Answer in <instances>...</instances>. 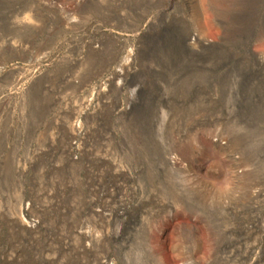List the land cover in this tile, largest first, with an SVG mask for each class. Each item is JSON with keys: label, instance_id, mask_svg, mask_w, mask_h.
<instances>
[{"label": "rangeland", "instance_id": "rangeland-1", "mask_svg": "<svg viewBox=\"0 0 264 264\" xmlns=\"http://www.w3.org/2000/svg\"><path fill=\"white\" fill-rule=\"evenodd\" d=\"M199 8L0 0V264H264V0Z\"/></svg>", "mask_w": 264, "mask_h": 264}, {"label": "bare ground", "instance_id": "bare-ground-1", "mask_svg": "<svg viewBox=\"0 0 264 264\" xmlns=\"http://www.w3.org/2000/svg\"><path fill=\"white\" fill-rule=\"evenodd\" d=\"M201 1L202 0H194V6H197L198 7V10L201 8H199V6H201ZM202 9V8H201ZM197 10V11H198ZM202 14V13H201ZM24 19V18H23ZM21 25L20 26H23V28H28V27H26V25H25V20L24 21H22L21 20ZM207 42V40L205 39V38H203V40H202V43H206ZM131 57H132V55L131 54H129V56H127L126 57V59L124 60V62H129L130 60H131ZM20 210H23V209H20ZM20 224H22V225H24V221L23 220H21V222H20ZM29 225H26V227H28ZM71 245V244H70ZM63 247H65V248H67V247H70L69 246V243H64L63 244ZM1 260V259H0ZM102 264H103V262H102Z\"/></svg>", "mask_w": 264, "mask_h": 264}]
</instances>
